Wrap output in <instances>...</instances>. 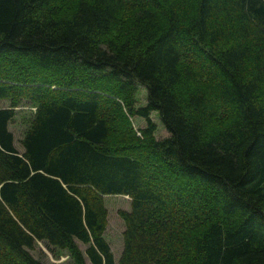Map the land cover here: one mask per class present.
Masks as SVG:
<instances>
[{
	"label": "trees",
	"instance_id": "trees-1",
	"mask_svg": "<svg viewBox=\"0 0 264 264\" xmlns=\"http://www.w3.org/2000/svg\"><path fill=\"white\" fill-rule=\"evenodd\" d=\"M0 101V264H114L106 196L117 264H264V0H0Z\"/></svg>",
	"mask_w": 264,
	"mask_h": 264
},
{
	"label": "rangeland",
	"instance_id": "rangeland-1",
	"mask_svg": "<svg viewBox=\"0 0 264 264\" xmlns=\"http://www.w3.org/2000/svg\"><path fill=\"white\" fill-rule=\"evenodd\" d=\"M135 107H141L145 104V90L142 87L137 86L134 94ZM7 107L6 101H0V109ZM15 116L13 122L8 125V131L13 137V147L15 150L20 152L19 140L22 136L23 131L26 128V121L28 120L33 108L24 102H21L15 109ZM30 113V114H29ZM151 122L155 125L154 139L162 140L168 135L164 131L163 127L159 124V121L155 114L150 115ZM130 123L134 130L137 128H143L144 122L138 118H130ZM103 205L106 210V224L102 234L104 242L108 246V250L113 257L114 264H117L118 257L121 252V233L123 231V224L118 217L117 212L125 211L129 209V200L127 197L122 196H106L103 197ZM78 248L81 252L86 248L85 245L77 243ZM31 256L40 260L43 264H70L69 259L65 255V252H55V255L49 254L43 244L37 243L35 248L31 252ZM87 263V261H86ZM88 264V263H87Z\"/></svg>",
	"mask_w": 264,
	"mask_h": 264
}]
</instances>
